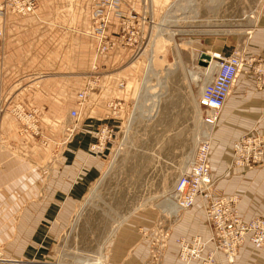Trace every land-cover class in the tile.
Here are the masks:
<instances>
[{
  "label": "crops",
  "instance_id": "0c3cea01",
  "mask_svg": "<svg viewBox=\"0 0 264 264\" xmlns=\"http://www.w3.org/2000/svg\"><path fill=\"white\" fill-rule=\"evenodd\" d=\"M37 1L35 13L7 12L4 19L0 60V107L5 105L0 111V264H51L75 205L103 170L106 153L104 147L96 146L97 133L106 126H116L114 123L123 117L124 102L133 98L139 84L134 75L122 88L117 85L141 67V61L136 60L129 65L131 72L122 70L133 48L119 46L96 54L93 0ZM169 3L151 0L150 10L144 14L155 19ZM131 9L143 12L142 0H123L121 10L127 15ZM138 20L131 19L136 24ZM118 30L119 20L113 16L107 33ZM251 33L246 42L247 55L264 47V7ZM219 44L224 48L223 41ZM95 66L108 70L102 77L104 86L80 108L78 93L85 83L82 74ZM38 73L41 76L35 86L11 91L14 84ZM26 96V107L38 109L44 142L20 133L9 112L12 101H24ZM114 97L123 103L117 115L111 116L108 103ZM71 110H77L79 116L70 133L68 129L74 124ZM253 129H264V85L256 86L251 75H238L214 128L209 163L215 195L235 196L245 220L264 216V165L230 168L231 144ZM154 218L125 223L110 240L108 264H185L178 258L175 240L209 237L198 200L169 222L166 230L159 229ZM206 249H212L210 243ZM188 264L202 263L194 260ZM212 264H264V245L255 248L246 240L233 262L218 253Z\"/></svg>",
  "mask_w": 264,
  "mask_h": 264
},
{
  "label": "rangeland",
  "instance_id": "374dc122",
  "mask_svg": "<svg viewBox=\"0 0 264 264\" xmlns=\"http://www.w3.org/2000/svg\"><path fill=\"white\" fill-rule=\"evenodd\" d=\"M6 1L14 0H2L0 5ZM33 1L36 7L26 14L18 13L12 6L7 7L2 18L3 29L7 12L35 13L39 3ZM169 1L168 8H164L155 19L152 17L153 23L144 27L142 48L136 53L133 48L131 58L121 66L122 70L131 72L129 65L141 61L137 73L124 76L126 79L121 78L117 84L122 88L130 77L136 75L138 87L133 98L124 102L123 117L114 123V133L103 149L106 153L103 170L75 205L57 241L51 264H108L106 252L110 240L125 223L156 217L154 220L159 229L166 230L169 222L187 210L179 209L174 214L164 209L173 207L170 201L173 199V185L179 175L190 169L196 160L197 147L204 139L210 144V157L216 126L211 128L201 121L197 84L202 88L206 77H193L191 71H204L198 64L201 53L222 50L225 54L220 53L224 55L238 51L247 55V37L259 22L264 0ZM150 7L151 1L147 9ZM117 34L118 31L112 35ZM221 41L227 50L220 47ZM1 47L0 60L3 42ZM250 55L256 59L264 58V47ZM107 71L95 66L82 74L85 83L80 91L86 89L87 101L101 91L104 86L102 77ZM243 74L241 70L239 76ZM40 76L38 73L27 81H19L11 91L17 93L21 88L35 86ZM25 98L24 101H12L10 109L22 105L26 110L35 108L38 111L36 106L27 108L29 98ZM110 102L119 103L118 106L123 103L115 97ZM11 115L19 131L20 122ZM37 119L40 133L30 134L44 142L38 112ZM64 119L68 120V117ZM231 163L232 156L230 168H238ZM214 188L212 180L211 192L215 196ZM199 202L206 221L204 206ZM163 235L166 236V232Z\"/></svg>",
  "mask_w": 264,
  "mask_h": 264
},
{
  "label": "built area",
  "instance_id": "2783aa9c",
  "mask_svg": "<svg viewBox=\"0 0 264 264\" xmlns=\"http://www.w3.org/2000/svg\"><path fill=\"white\" fill-rule=\"evenodd\" d=\"M150 0H142L144 10L141 13L133 12V9L126 15L121 6L123 0H94L93 2V34L97 41L96 52L105 53L117 46L132 47L139 52L144 27L153 23L152 19L144 13L148 8ZM18 13L26 14L36 7L33 0L6 1L0 5V56L2 53V42L4 29L1 26L3 15L7 7H11ZM148 10V9H147ZM119 20L117 35H109L107 28L111 24L112 17ZM137 17L138 23L131 19ZM210 60L216 62L215 70L210 73V81L204 83L197 97V106L200 109L201 121L205 126L213 128L219 119L222 108L232 90L236 78L243 70L245 75L252 74L256 86L264 85V58L256 59L252 55H244L243 52H234L224 55L220 52H207ZM209 60V61H210ZM209 61L207 64H209ZM257 64L255 65V63ZM204 69V66L200 65ZM207 72L204 70L203 76ZM256 75V77H255ZM87 101L86 89L78 93V105L83 107ZM119 103L110 102L111 116L118 113ZM5 106L0 107L3 111ZM9 111L20 122V133L38 132L37 110H26L22 105L13 107ZM70 116L74 124L68 129L71 133L76 127L79 112L71 110ZM113 127L106 126L97 133V147H104L107 140L112 137ZM206 138V137H205ZM94 146V147H96ZM232 165L238 168H254L264 164V130H249L242 134L232 144ZM210 144L204 139L196 151V160L190 169L179 175L173 185L172 192L175 204L179 209H188L196 201H201L205 214L206 223L210 229L209 237L203 240L199 235L191 239L178 238L175 242L179 247L178 258L185 264L194 260L202 264H212L218 253L224 254L228 262H233L242 244L249 240L255 248L264 245V217L256 216L245 220L239 213L237 198L228 195H215L211 192L212 178L209 165ZM167 235V234H166ZM163 237H165L163 235ZM212 249L208 250L207 244Z\"/></svg>",
  "mask_w": 264,
  "mask_h": 264
},
{
  "label": "bare ground",
  "instance_id": "6f19581e",
  "mask_svg": "<svg viewBox=\"0 0 264 264\" xmlns=\"http://www.w3.org/2000/svg\"><path fill=\"white\" fill-rule=\"evenodd\" d=\"M151 1V0H150ZM208 62V61H207ZM215 66H216V62L214 61V60H210L209 61V64H207V65H205L204 66V69L203 70H206V72H207V74L205 75V80H206V82L207 81H210V79H211V76L209 75L210 73H212L214 70H215ZM199 68H202V67H199ZM203 72L204 71H199V70H192L191 71V75L193 76V77H197V76H203L202 74H203ZM154 101H157V98L156 97H154ZM154 105L156 106V104L154 103ZM173 199H171L170 201H171V205L173 206V207H168V208H166V209H164V210H166V212L167 213H170V212H172V213H177L178 212V210H179V208L176 206V202H175V199H174V196L172 197ZM83 264V263H82ZM87 264V263H86Z\"/></svg>",
  "mask_w": 264,
  "mask_h": 264
},
{
  "label": "water",
  "instance_id": "95a60500",
  "mask_svg": "<svg viewBox=\"0 0 264 264\" xmlns=\"http://www.w3.org/2000/svg\"><path fill=\"white\" fill-rule=\"evenodd\" d=\"M209 60H210V56L209 55H207L206 53H201L200 54V58L198 60V64L202 65V66H205V65H207V61H209Z\"/></svg>",
  "mask_w": 264,
  "mask_h": 264
}]
</instances>
